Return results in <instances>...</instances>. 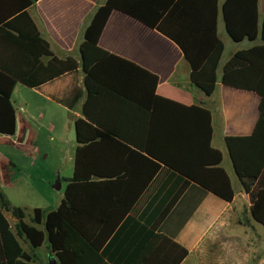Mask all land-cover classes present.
Listing matches in <instances>:
<instances>
[{
  "label": "crops",
  "instance_id": "obj_1",
  "mask_svg": "<svg viewBox=\"0 0 264 264\" xmlns=\"http://www.w3.org/2000/svg\"><path fill=\"white\" fill-rule=\"evenodd\" d=\"M107 1L40 0L27 10L41 40L50 45L53 54L42 57L40 62L47 67L54 57L61 61L73 58L80 66L77 74L65 75L38 89L17 83L11 97L16 112V134L0 135L1 140L12 138L22 143L27 132L35 135L36 139L40 133L46 132L51 142L66 147L65 155L70 162L67 177L60 178L53 188L48 186L44 198L36 195L33 186L12 161L6 163L9 166L7 178L3 170L0 175V190L6 199L24 212L26 224L40 230L45 228L34 223L35 210L49 213L61 206L69 181L75 175L77 152L84 147L78 142L76 134V121L85 117L84 106L88 97L84 86L81 45L97 10ZM226 1L220 0L217 28L223 43L221 32L231 39L222 13ZM8 3L4 0V5ZM259 15L263 22L264 0H259ZM11 20L0 25V70L19 71L33 61L23 57L20 34L5 27ZM99 45L158 76L157 96L211 113V146L223 155L221 167L231 179L235 198L232 202L219 198L149 153L152 150L174 160L179 154L178 143L182 136L198 137L199 134L202 139L203 120L198 126L196 116H191L198 115L197 112H187L160 102L156 118L159 124L157 131L162 137L158 142L151 143L144 135L150 129L140 124L146 115L144 110H122L115 106L116 100H108L104 107L97 108V114H125L131 119L125 118L123 123L112 126L120 135L99 139L91 150L85 152L84 162L94 173L89 181L81 183V247L88 249L91 243L96 251L81 254V262L257 264L264 256V224L252 212L253 204L233 165L227 138L253 135L261 115L262 98L255 92L222 84L224 66L241 50L232 52L224 61L223 55L217 89L213 95H207L192 81L191 67L180 47L133 17L113 12ZM253 45L250 42L246 48ZM81 91L83 95L75 103V96L81 95ZM65 102L74 105V108L69 109ZM206 123L204 118L205 127ZM171 137L176 143L170 145L168 140ZM3 158L0 157V165ZM57 172L62 175L61 168ZM258 204L264 209V191ZM5 216L14 230L19 219L11 212H5ZM28 218L30 223L26 222ZM23 242L24 250L37 264H61L48 241L38 249ZM176 245L188 252L185 259H181L182 250Z\"/></svg>",
  "mask_w": 264,
  "mask_h": 264
},
{
  "label": "trees",
  "instance_id": "obj_2",
  "mask_svg": "<svg viewBox=\"0 0 264 264\" xmlns=\"http://www.w3.org/2000/svg\"><path fill=\"white\" fill-rule=\"evenodd\" d=\"M38 1L8 0L10 3L4 5V0H0V25L12 19L5 27L20 34L23 57L33 61V64L19 71L0 70V135L16 134V112L11 97L17 83L38 89L65 75L77 74L80 68L73 58L61 61L54 57L47 67L40 62L42 57L53 54L50 45L41 40L27 12ZM115 11L139 20L175 42L191 67L192 81L207 95H213L217 89L218 71L225 53V45L217 30L220 0H108L97 10L81 45L84 86L88 97L84 106L85 117L76 121L77 140L84 147L77 152L74 178L69 181L65 199L56 211L45 213L40 209L35 210L34 223L43 225L45 230L26 224L24 212L13 207L0 190V264H37L24 250L21 241L28 242L33 249L42 247L48 241L61 264H84L81 254L96 251L91 243L88 249L81 247V183L89 181L94 173L88 170L90 166L84 162L85 152L91 150L99 139L120 135L112 126L130 118L125 114H97V108L104 107L108 100H116L115 106L122 110H144L146 115L140 124L150 129L144 135L151 143L158 142L162 137L157 131L159 124L156 118L160 102L187 112H197L198 115L191 116H196L198 126L203 120L202 139L199 134L198 137L182 136L178 143L179 154L174 160L152 150L149 153L219 198L227 202L235 198L231 179L221 167L223 155L211 146V113L200 107H185L157 96L158 76L100 47V38ZM222 13L227 32L234 42L249 41L254 44L238 51L226 63L222 84L255 92L262 98L261 115L253 135L227 138V145L237 175L253 204L252 212L264 224V209L258 204L264 191V21H260L259 0H227L222 6ZM259 40L261 43L257 44ZM82 95L81 91V95L75 96V103ZM65 105L71 110L74 108L72 104L65 102ZM168 142L171 145L176 140L171 137ZM5 212H11L19 219L17 232L13 230ZM181 250L183 260L188 252Z\"/></svg>",
  "mask_w": 264,
  "mask_h": 264
},
{
  "label": "rangeland",
  "instance_id": "obj_3",
  "mask_svg": "<svg viewBox=\"0 0 264 264\" xmlns=\"http://www.w3.org/2000/svg\"><path fill=\"white\" fill-rule=\"evenodd\" d=\"M221 29L223 28L222 20L220 21ZM221 38L226 44V50L223 61L229 55L238 50L248 49L249 41L244 43L233 42L226 34L221 32ZM261 42H258L260 44ZM66 147L60 146L57 142H51L46 132L40 133L38 139L35 135L26 133L22 143H17L14 139L1 140L0 138V157L3 158V164L0 165V175L2 170L7 178L9 166L8 161H12L17 165L19 173L26 177L27 182L33 186L36 195L45 197L47 188H53L57 185L60 178L66 179V174L69 172L70 165L67 161ZM2 167V168H1ZM62 169V175L59 176L58 169ZM11 179V178H10ZM38 197V198H39ZM30 223L29 218L26 219ZM14 231L17 232L16 226ZM26 245L25 242H23ZM29 249V246H26ZM260 255V254H259Z\"/></svg>",
  "mask_w": 264,
  "mask_h": 264
},
{
  "label": "built area",
  "instance_id": "obj_4",
  "mask_svg": "<svg viewBox=\"0 0 264 264\" xmlns=\"http://www.w3.org/2000/svg\"><path fill=\"white\" fill-rule=\"evenodd\" d=\"M257 264H264V256L258 260Z\"/></svg>",
  "mask_w": 264,
  "mask_h": 264
}]
</instances>
